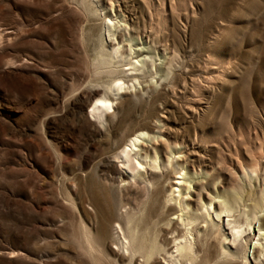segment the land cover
<instances>
[{
  "label": "rangeland",
  "instance_id": "rangeland-1",
  "mask_svg": "<svg viewBox=\"0 0 264 264\" xmlns=\"http://www.w3.org/2000/svg\"><path fill=\"white\" fill-rule=\"evenodd\" d=\"M259 224L264 0H0V264H264Z\"/></svg>",
  "mask_w": 264,
  "mask_h": 264
},
{
  "label": "bare ground",
  "instance_id": "bare-ground-1",
  "mask_svg": "<svg viewBox=\"0 0 264 264\" xmlns=\"http://www.w3.org/2000/svg\"><path fill=\"white\" fill-rule=\"evenodd\" d=\"M111 5V4H110ZM112 6V5H111ZM119 25L120 24H115L114 26H113V28L114 29H117L118 27H119ZM121 26V25H120ZM114 34V33H113ZM140 61V60H139ZM141 62V61H140ZM194 101V100H193ZM197 102V101H196ZM199 102V101H198ZM100 104H102V106L103 105H107L108 106V104H109V107H111L110 106V101H108V100H100ZM99 104V105H100ZM99 105L97 104V105H95V109H98V107H99ZM190 107V106H189ZM94 109V110H95ZM111 109V108H110ZM191 109V108H190ZM191 110H193V108L191 109ZM196 111V110H195ZM194 113V112H193ZM134 134V133H133ZM136 134V133H135ZM145 135H147V134H145ZM144 134H141L140 133V135H135L134 137H132L131 139H130V144H127L126 146H124V148H123V150H122V152H121V154H122V156L125 158V161H127V162H129L130 161V158H131V156H130V152L132 151V150H136V146H140V147H142V148H139V147H137L138 149L137 150H139V151H136L135 152V154H134V157L136 158V157H138V156H141V157H143V158H146V160H147V158L149 157L148 156V151H149V148L145 145V144H138L139 143V141H140V139L141 138H143V136H145ZM150 137V136H149ZM151 138V137H150ZM154 139V138H153ZM153 139H151V140H153ZM156 139H158L159 140V138H155V140H154V144H155V146H153V148L156 150V144H157V142L158 141H156ZM143 140H144V138H143ZM163 140V139H162ZM146 141H148L147 139H146ZM149 142H150V140H149ZM156 142V143H155ZM160 142L161 143H163V141H161L160 140ZM159 144V143H158ZM163 144H165V143H163ZM167 144V143H166ZM166 147H168L167 145H165ZM165 146H164V148H165ZM151 149V148H150ZM169 149V148H168ZM167 150V149H166ZM140 151H143V153L142 154H144L143 156H142V154H141V152ZM168 151V150H167ZM132 152H134V151H132ZM169 152V151H168ZM133 154V153H132ZM131 154V155H132ZM198 155V154H197ZM184 158H183V160H186L187 162H188V160H189V158L188 157H186V156H183ZM201 158V157H200ZM179 159H181V158H179ZM179 159H178V161H179ZM133 161H134V159H132ZM139 160H140V158H139ZM149 160V159H148ZM177 161V162H178ZM194 161H195V159H194ZM127 162H125L124 163V165H122V166H120L121 167V169H124L125 167V165H126V163ZM150 162L151 163H149L148 161H146L145 162V164L146 165H149V166H152L151 164H154L155 162H154V160L153 159H150ZM129 163H131V161L129 162ZM192 163H193V161H192ZM137 164L138 165H142L141 164V161H138L137 162ZM144 164V163H143ZM179 164V163H178ZM132 168L131 169H137V167L135 166V165H133L132 164V166H131ZM249 170H251L250 172L252 173V172H254L255 173V170L254 169H249ZM253 173V174H254ZM123 174V173H122ZM256 174V173H255ZM191 185H189V187H190ZM172 187H173V190H172V199L173 200H175L176 198V196H175V193L176 192H178L179 190H177V189H179V188H181L182 187V182H180V181H177V182H175L173 185H172ZM189 187H185V189H189ZM182 189H183V187H182ZM198 193V194H197ZM196 194H197V197H198V199L200 200V201H202V199H201V196H202V192L201 191H198ZM198 200V201H199ZM176 201V200H175ZM216 201V200H215ZM177 202H178V204H180V206H182L181 207V209H180V211H183L185 208H186V206H187V200H184L182 203H180V201H179V198L177 199ZM218 202V201H217ZM216 202V203H217ZM214 203V201H213V198H210V203L208 204V205H204L203 206V208L205 209V217L204 218H202V220L205 222V223H207L206 221H207V219H206V216L207 217H209V216H211V213H210V211L208 210V206H210L211 208H212V204ZM219 205H218V207H219V209L218 210H214V208H212V210H214L215 212H216V214H217V218H220L221 216H223L222 214L223 213H228V217H230V216H233V214L234 213H236V212H234V213H232L233 211H236V209H237V205H236V200L234 201V200H231V201H219V203H218ZM206 209H207V211H206ZM239 210V209H238ZM240 213V212H239ZM242 213H245V212H242ZM256 213V212H255ZM255 213H253L252 215L251 214H248V215H250L251 216V218H254V219H256L257 221H258V218H262V217H257L256 216V214ZM247 214V213H246ZM235 215V214H234ZM238 215H236V217H237ZM247 216V215H246ZM235 217V216H234ZM231 218L230 217V219L228 220V222H227V224H231V228H232V236H233V240L235 241L241 234H242V232L244 231V230H246L247 229V227H250L249 226V224H248V226L246 227V229L244 228V230H243V228H241V226H240V224H239V222L241 221H238L236 218ZM240 217V216H239ZM249 216H247V220L249 219L248 218ZM178 218L180 219V222L179 223H183L184 225H185V228H184V232H183V234L181 235V238H178V240L177 239H175V240H177L176 242H175V245H174V248H175V251H174V253H177L176 254V256L179 258L180 257V259H182V258H185V259H187V260H190V261H194L195 260V258H194V249H193V247H195L194 246V244H195V240H194V233H193V231H195V230H197L198 232H199V227H198V229H195L194 230V228H192V227H189L188 228V226H192V224L193 223H195V221H197L198 219H200L199 217H195V214H193V217H191L190 215H188V216H186V217H183V215H179L178 216ZM198 218V219H197ZM242 218V217H241ZM244 218V217H243ZM246 219V218H245ZM247 220H246V222H247ZM259 220H261L262 221V219H259ZM243 221V220H242ZM249 221V220H248ZM198 222V221H197ZM259 222V221H258ZM181 223V224H182ZM243 223V222H242ZM250 223V222H249ZM247 224V223H246ZM242 227H244V226H242ZM259 235H260V237H261V239H263V241H264V227H262L260 224H259ZM119 228V227H118ZM252 228V227H251ZM251 228H249L250 230H251ZM200 229H201V227H200ZM122 231V230H121ZM245 232V231H244ZM197 233V232H196ZM206 233H207V231H206ZM245 234V233H244ZM124 235V234H123ZM126 241H125V243L123 244V249L125 250V251H127L128 252V254H129V256H130V258H133V256L136 254V253H138V252H140L139 250H140V248L137 246V244L135 243V242H133V240L130 238V237H127L126 236V239H125ZM198 239H196V241H197ZM238 240V239H237ZM199 243V242H198ZM264 244V243H263ZM258 245L262 248V246L264 247V245H262V243L261 242H259L258 243ZM258 246L257 245H255V248H257ZM254 248V249H255ZM142 252V251H141ZM257 252V251H256ZM169 254V253H168ZM172 255H174V254H172ZM222 255H228V253L226 252V251H224L223 253H222ZM234 255V254H233ZM170 256V255H169ZM176 257V258H177ZM227 257V256H226ZM192 263H194V262H192ZM244 264H247V262H245Z\"/></svg>",
  "mask_w": 264,
  "mask_h": 264
}]
</instances>
